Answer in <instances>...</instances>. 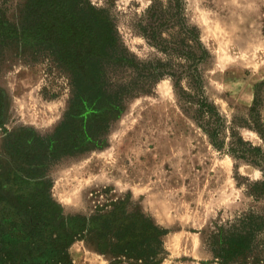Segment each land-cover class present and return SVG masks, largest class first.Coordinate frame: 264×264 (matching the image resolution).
I'll return each mask as SVG.
<instances>
[{
    "label": "rangeland",
    "instance_id": "obj_1",
    "mask_svg": "<svg viewBox=\"0 0 264 264\" xmlns=\"http://www.w3.org/2000/svg\"><path fill=\"white\" fill-rule=\"evenodd\" d=\"M109 1L123 43L135 59L160 55L166 59L147 41L140 24L155 0ZM156 1L157 13L169 17L173 0ZM92 2L102 5L105 0ZM12 13L15 16L17 10ZM175 17L200 35L209 52L199 67L201 91L195 92L183 80L185 92L179 98L173 79L164 77L151 93L127 99L119 114L109 116L104 109L87 113L85 117L100 123L109 116L107 126L98 131L100 142L85 141L76 133L74 138L84 140L85 148L62 154L46 176L66 213H86L95 201L105 199L104 192L110 199L128 195L168 229L163 236L166 253L158 264H217L205 244L211 232L242 212L264 211V200L248 193L249 183L264 179V174L247 161L255 155L251 146L264 153V139L257 131L264 129V0H181L180 15ZM176 31L163 37L180 39ZM23 48L7 49L0 58L5 97L0 200L33 188L22 182L21 171L15 173L24 163L21 154H8L7 134L18 137L27 130L51 134L67 111L70 95L65 72L45 56L32 59L29 48ZM197 97L214 105V115L188 102ZM213 131L220 147L209 136ZM231 145L250 151L238 156ZM69 252L73 264H132L112 262L82 239L75 240Z\"/></svg>",
    "mask_w": 264,
    "mask_h": 264
},
{
    "label": "trees",
    "instance_id": "obj_2",
    "mask_svg": "<svg viewBox=\"0 0 264 264\" xmlns=\"http://www.w3.org/2000/svg\"><path fill=\"white\" fill-rule=\"evenodd\" d=\"M112 7L109 0L102 5L92 0H0V58L7 49L22 45L23 50L29 48L34 60L39 56L49 58L65 72L70 86L67 111L54 132L39 135L27 130L18 137L7 134L8 154H21L24 163L15 173L21 171L22 182L32 183L33 188L0 200V264H73L69 247L77 239L114 263L158 264L166 253L163 236L168 229L157 224L128 195L110 199L104 192L105 199L95 201L86 213H66L54 199L52 179L46 176L62 154L85 148L84 140L74 138L76 133L97 144L98 131L107 126L109 116L119 114L127 99L151 93L160 79L172 78L179 98L185 92L183 80L195 92L201 91L199 67L209 52L200 35L187 28L181 17H175L180 15L181 0L170 3L168 8L173 12L169 17L157 13L160 6L155 0L147 18L140 22L142 34L166 59L161 55L135 59L123 43ZM13 9L17 10L15 16ZM176 29L180 39L163 37H172ZM188 102L196 104L200 112L214 115L216 111L213 104L199 97ZM4 106L0 88V126ZM256 107L255 103L251 110ZM101 109L109 113L101 123L85 117ZM229 129L233 135L232 126ZM257 131L264 139V129ZM215 135V131L209 132L217 145ZM229 147L238 156L254 151L253 159L247 161L264 174L260 147ZM248 193L255 200H264V179L249 183ZM205 244L217 264H264V211L240 213L213 230Z\"/></svg>",
    "mask_w": 264,
    "mask_h": 264
}]
</instances>
